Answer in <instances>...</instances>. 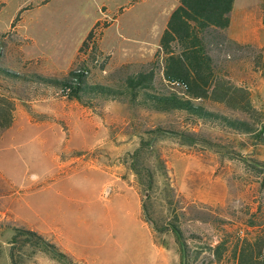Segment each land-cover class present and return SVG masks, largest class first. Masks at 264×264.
I'll list each match as a JSON object with an SVG mask.
<instances>
[{"label":"rangeland","instance_id":"obj_1","mask_svg":"<svg viewBox=\"0 0 264 264\" xmlns=\"http://www.w3.org/2000/svg\"><path fill=\"white\" fill-rule=\"evenodd\" d=\"M237 5L251 12L260 7L264 14V0H238ZM177 6V0H0V67L61 79L97 25L99 48L117 65L149 63ZM259 35L264 40V30ZM221 49L222 76L249 90L258 113L249 117L229 106L205 104L260 126L264 48L236 55ZM159 60L155 87L168 92L171 85ZM112 63L109 57L106 74L93 68L89 82L114 83ZM0 76V104L13 111L11 123H16L7 131L0 128V264H13L11 251L17 264H64L41 246L13 243L9 225L43 232L86 264H182L175 234L158 233L144 216L140 220L134 194L142 201L150 196L156 215L175 221L193 248L216 246L226 237L230 244L264 237V145L201 123L200 134L230 146L229 153L200 144L188 147L170 133L192 129L180 114L133 110L117 102H104L96 114L57 92L52 100H35L29 85ZM157 126L169 132L144 149L140 163L145 168L138 175L131 155ZM146 170L154 180L148 195L142 185ZM192 234L200 239H191ZM207 254L204 250L202 256Z\"/></svg>","mask_w":264,"mask_h":264},{"label":"trees","instance_id":"obj_2","mask_svg":"<svg viewBox=\"0 0 264 264\" xmlns=\"http://www.w3.org/2000/svg\"><path fill=\"white\" fill-rule=\"evenodd\" d=\"M180 5L171 14L165 29L159 49L153 61L149 63H128L114 69L110 80L114 83H90L85 71L92 72L93 68L104 71L107 60L97 64L104 53L99 48L100 36L97 25L87 36L79 50L77 61L73 64L68 75L63 78L49 77L39 73H21L0 67V74L14 81L11 83L33 84L53 88L68 100L77 101L80 105L97 111L104 102L125 104L133 110H145L157 114H180L191 130H174L173 135L188 147L203 145L212 151L225 155L230 146L217 141L207 135L200 134L197 127L201 124H215L224 131L234 135L244 136L256 145H264V122L260 126L243 118L229 116L207 107L205 102L214 105H225L249 117H254L257 110L251 101L248 89L232 84L224 79L223 67L220 66L222 46L236 55L243 49L253 46L241 45L228 38L226 32L230 26V14L234 0H179ZM108 24L104 25L106 28ZM228 51V52H229ZM162 55V56H161ZM162 72L163 79L171 85L179 80L187 84L186 92H179L172 86L168 92H158L155 87L157 65ZM78 62L80 64H78ZM82 64V65H81ZM81 65V66H80ZM258 65L262 66L261 57ZM1 77V76H0ZM2 78V77H1ZM3 79V78H2ZM6 81V80H5ZM10 111L7 107H0V128L6 129L10 125ZM161 126L146 132L150 135L148 141L141 138L140 146L131 155V168L138 175H142L141 162L144 149H152L156 137L168 133ZM142 136V134H138ZM239 146L246 148L248 144L239 142ZM157 154L156 159L160 168L164 163ZM143 166V167H142ZM145 168V167H144ZM147 171V170H146ZM147 181L142 183L148 195L154 180L148 170ZM169 188L165 187L166 198L170 197ZM150 196L142 201L143 215L156 232L163 233L171 230L181 250L182 264H264V237L256 236L253 240L247 238L230 244L229 238H224L216 246L206 243L202 248H193L185 232L171 219L158 217ZM178 216L175 217L177 221ZM13 230V243H31L41 246L52 256L64 264H80L55 243L44 238L37 232L9 225ZM191 239L199 240L197 234ZM208 254L202 256L203 252ZM13 264H17L15 255L11 251Z\"/></svg>","mask_w":264,"mask_h":264},{"label":"crops","instance_id":"obj_3","mask_svg":"<svg viewBox=\"0 0 264 264\" xmlns=\"http://www.w3.org/2000/svg\"><path fill=\"white\" fill-rule=\"evenodd\" d=\"M237 1L238 0H234L233 9H232V12L230 14L231 22H230V26H229V28H228V30L226 32L228 38L233 40V41H235V42H237V43H239V44H241V45H251L253 47L264 48V40H262V38L259 35V32L264 30V14H263L262 9L259 7L254 12L253 11L252 12L251 11H247V8L238 6L237 5ZM177 4H178V6L180 5L179 0H177ZM108 55H110V57H111V59L113 61L112 70L117 68V67H119V66H121V65H124V64L117 65L115 63L114 59L112 58V55L111 54H108ZM125 64H128V63H125ZM106 73H107V71L105 69L103 71V74H106ZM28 85H29V87H31V89H33V91L37 95L35 100H40V101L52 100L51 99L52 98L51 94H53V92H55V90L53 88H49V87H45V86H39V85L37 86V85H33V84H28ZM12 100L14 102L15 101L16 102L20 101L19 97H16V96H13ZM68 102L69 103H73V104H79L77 101H74V100H68ZM0 107H4V105L0 104ZM87 109H89V108H87ZM89 110L92 111L93 113H96V114H97V111H98V110L97 111H93L92 109H89ZM12 113H13V111H10V114H9L10 117H11ZM10 120H11V118H10ZM15 124L16 123H11L10 122V125L5 130L6 131L10 130ZM132 198L135 201V203L137 204L138 217H139L140 220H143L142 218H143L144 215H143L142 200L136 194H134V197L132 196ZM143 222H144V220H143ZM34 231L43 234V232L36 231V230H34ZM45 234H47L48 238L53 239V237H51L50 234H48V233H45ZM54 241H56V245L58 247H60L63 251L68 253L77 262H79L80 264H86L82 259H80L78 257H75L72 254V252H71V250L69 248H67L66 246L58 243V241L56 239H54Z\"/></svg>","mask_w":264,"mask_h":264},{"label":"built area","instance_id":"obj_4","mask_svg":"<svg viewBox=\"0 0 264 264\" xmlns=\"http://www.w3.org/2000/svg\"><path fill=\"white\" fill-rule=\"evenodd\" d=\"M107 57H110V55H107V56H102L101 58H99V61L97 64H101L102 62H104V60L106 59L107 60ZM82 65V64H81ZM80 65V66H81ZM85 74L87 75V78L89 79V77L91 76L92 72L89 73L88 71H85ZM171 86L174 88V89H180V90H184L186 91L188 89V86L185 82L183 81H179V80H176V81H173L171 83Z\"/></svg>","mask_w":264,"mask_h":264}]
</instances>
